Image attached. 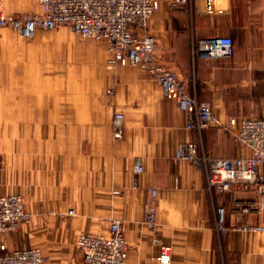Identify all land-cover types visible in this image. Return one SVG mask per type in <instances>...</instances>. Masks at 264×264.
Masks as SVG:
<instances>
[{
    "label": "crops",
    "instance_id": "1",
    "mask_svg": "<svg viewBox=\"0 0 264 264\" xmlns=\"http://www.w3.org/2000/svg\"><path fill=\"white\" fill-rule=\"evenodd\" d=\"M198 1L159 0L147 28L157 60L221 120L264 108L262 94L254 93L264 83V0H213L212 13L198 12ZM0 12L42 9L37 0H0ZM66 35L0 53V195H19L31 215L30 224L0 238L3 253L38 248L50 264H81L78 235L107 236L117 219L128 244L126 264H148L158 248L143 213L151 201L147 189L154 188L157 233L171 247V264H264V233L247 230L260 224L258 215L234 210L237 201L257 200L256 187L234 184L211 193L202 168L174 158L185 142L212 158H234L242 150L232 132L187 129V114L163 97L147 71L113 66L104 43ZM213 36L232 39V60L193 55L198 40ZM1 37L0 45L12 44ZM115 111L124 114L120 139L111 131ZM134 157L143 165L137 189L131 188Z\"/></svg>",
    "mask_w": 264,
    "mask_h": 264
},
{
    "label": "built area",
    "instance_id": "2",
    "mask_svg": "<svg viewBox=\"0 0 264 264\" xmlns=\"http://www.w3.org/2000/svg\"><path fill=\"white\" fill-rule=\"evenodd\" d=\"M184 1V0H182ZM42 13L5 15L0 12V28L9 27L18 37L29 39L37 30L45 32L67 27L82 38L104 43L111 55L113 66L133 65L147 71L165 98L174 101L177 108L187 114L186 128L201 133L210 127L231 131L235 144L242 150L234 158H212L199 152L192 142L180 143L174 151L176 160L190 162L202 168L207 190L211 193L229 191L236 184L242 188L254 185L258 194L254 201H237L234 210L240 214L255 211L260 224L248 231L264 233V117H230L221 120L208 103H199L190 96L184 79L161 65L154 55L155 40L147 31L151 16L159 10V0H37ZM217 9V8H216ZM196 10L202 13L215 11L213 0H199ZM141 31V34H140ZM192 53L201 60L228 59L233 55V42L227 36H213L197 41ZM124 114L115 111L111 120L114 139L122 136ZM244 151V152H243ZM247 152V154H245ZM143 173L142 161L133 158L131 188L140 187ZM151 201L144 207L143 223L152 233L157 253L148 264H171L172 250L161 243L157 233V210L154 199L158 191L147 189ZM113 195L121 194L112 191ZM72 215L73 211H69ZM218 229L224 219V208L216 210ZM31 223L21 197L0 195V238L16 232ZM75 247L81 254V264H126L128 244L121 230L120 221L109 223L107 236L80 233ZM0 244V264H50L38 248L15 249L8 253Z\"/></svg>",
    "mask_w": 264,
    "mask_h": 264
},
{
    "label": "rangeland",
    "instance_id": "3",
    "mask_svg": "<svg viewBox=\"0 0 264 264\" xmlns=\"http://www.w3.org/2000/svg\"><path fill=\"white\" fill-rule=\"evenodd\" d=\"M24 13H30V12H22L20 14H24ZM148 26H149V24L147 23V28H148ZM59 31H65L67 33L66 37L68 36V37H71L72 39H76V40L80 39L78 35L74 34L73 32H71L66 27H61V28L56 29L54 31L38 32V33H36L35 36H33V37L29 38V39H24V38L18 37L17 34L14 32V30L9 28V27L0 28L1 36L3 37V39L7 40L8 43H12V44H13L12 39L14 41L13 45L12 44L0 45V53H5L6 54L7 52L11 53L13 51L15 54H17L19 51H23L22 47L20 46V43H23V42H25V43H30L31 42L32 43L35 38H43V41L45 43H50V42L51 43H55L53 41H54V38H58ZM27 53H31V51L30 52L27 51ZM154 55H155V57L158 58V56L156 54V46H155V50H154ZM234 56H235V54H233L227 60H232L234 58ZM158 59H161V58H158ZM136 67H138V66H136ZM138 68L141 69L140 67H138ZM259 92L262 94V96H257V97H261V99H262L261 101L264 102V83H262V82H260V84H257L256 87L254 88V93H256V95H258ZM260 105H261V107H264V104H260ZM231 112H242V111H231ZM243 112H244L243 115H239V117H249V116H253V115L264 116V108L257 109V110H253V109L252 110H248V111L246 110V111H243ZM13 195H15V194H13ZM17 196H19V195H17Z\"/></svg>",
    "mask_w": 264,
    "mask_h": 264
}]
</instances>
